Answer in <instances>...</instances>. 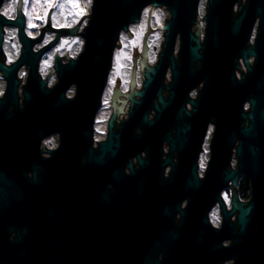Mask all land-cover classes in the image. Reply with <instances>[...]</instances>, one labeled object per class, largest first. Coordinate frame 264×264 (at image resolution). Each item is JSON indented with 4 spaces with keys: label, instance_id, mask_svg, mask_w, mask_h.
Segmentation results:
<instances>
[{
    "label": "flooded vegetation",
    "instance_id": "1",
    "mask_svg": "<svg viewBox=\"0 0 264 264\" xmlns=\"http://www.w3.org/2000/svg\"><path fill=\"white\" fill-rule=\"evenodd\" d=\"M86 3L79 0L80 7ZM210 9L209 0H199L192 12H182L181 21L202 44ZM145 10L155 23L157 43L140 42L137 49L130 48L133 58L124 78L113 73L114 52L94 119L91 148L95 155L108 138L112 116L115 131L129 135L128 126L121 129L130 118V94L141 90L145 81L143 60L150 66H157L160 60L166 39L163 26L172 17L166 5L146 6L138 22L120 30L119 39L123 35L127 39L129 31L142 23ZM78 11L70 0L0 3V182L11 183L6 186L9 194L3 210L0 207V264H87L95 252L101 257L97 263L108 264H264V181L252 182L246 172L236 183L207 177L215 130L212 121L198 152L196 186L189 185L192 181L185 177L181 161L180 183H170L174 182L170 180L171 163L160 175L157 168L151 177L137 156L148 159L146 147H119L99 164L83 152L73 156L72 122L83 121L84 115L83 109L73 114L78 83L71 64L83 53L86 36L82 32L90 17L88 5L86 15L79 16ZM20 15L22 24L15 23ZM208 16L210 20L218 17L220 39L243 42L246 49L256 42L264 44V0H235ZM240 16L237 33L232 34L231 24ZM30 20L37 27L29 28ZM69 24L72 26H57ZM74 27L77 31L71 33L69 29ZM49 36L52 39L45 44ZM63 41L69 43L60 48ZM180 45L181 32L176 37L175 60ZM237 57L235 72L241 78L247 67L244 58ZM250 57L253 63L255 56ZM200 62L198 59L196 64ZM165 71L161 92L168 98L171 65ZM202 86L203 82L191 89L190 97L197 99ZM153 103H158L157 97ZM248 107L246 103L245 109ZM192 108L188 102L187 109ZM155 115L152 107L148 118ZM56 121L67 123L70 148L64 159L58 156L62 131L55 128ZM142 132L141 125L135 127V134ZM162 144L165 159L170 146ZM235 150L236 146L224 166L227 171L237 168ZM173 154L179 164L177 152Z\"/></svg>",
    "mask_w": 264,
    "mask_h": 264
},
{
    "label": "water",
    "instance_id": "2",
    "mask_svg": "<svg viewBox=\"0 0 264 264\" xmlns=\"http://www.w3.org/2000/svg\"><path fill=\"white\" fill-rule=\"evenodd\" d=\"M2 0H0L1 3ZM92 7L86 31V45L78 60L73 61L74 80L78 83V95L73 102V114L83 109V121L74 119V132L71 146L73 156L86 153L96 163H103L109 156L116 154L119 147L148 149V159L139 157L142 168L154 177L153 171L159 168V175L166 164L173 165L170 180L180 183V161L183 164L185 177L192 182L191 186L198 185L196 174L198 152L202 146L209 122L215 123V130L211 142V158L207 169L208 178H217L224 182L233 179L234 182L242 172H246L252 182L264 181V44L254 43L246 49L243 42L220 39L218 26L219 19L210 14L221 10V7L230 5L235 0H209L211 9L207 17V37L202 44L194 36L189 25L181 21L182 12L185 15L192 12L199 0H92ZM152 4L153 7L166 5L171 10V19L164 24L166 39L160 54L157 66H150L145 59V81L141 90L132 92L130 97V118L123 124L121 131L128 126L129 135L116 132L114 118L109 123V134L105 141L100 143L101 151L94 154L92 147L94 119L101 97L107 83L112 66L114 52L119 40L120 30H127L130 23L140 20L143 9ZM0 19H3L0 16ZM242 16L231 24V33H237ZM12 23L11 21H8ZM22 24L20 15L16 22ZM71 33L77 27L69 29ZM179 58L175 60L174 50L176 37L180 36ZM146 40L149 43L148 36ZM116 48V50H115ZM203 49V53L199 49ZM238 55L244 58L247 72L237 78L236 67ZM255 56L253 63L251 57ZM116 58V52L115 57ZM198 59L201 61L196 64ZM82 60L83 69L81 67ZM172 67V80L168 85L170 95L165 98L162 94L165 70ZM203 82L197 99L190 97V91ZM138 96L136 98L135 96ZM158 103L154 105L155 98ZM192 110L187 109V103ZM249 107L245 109V104ZM156 110L155 118H148L151 108ZM55 128L62 131L58 156L64 159L68 152L67 123L54 122ZM141 125L143 132L135 134L136 126ZM175 128V129H174ZM170 146L165 159L162 158V143ZM238 143V144H237ZM237 144V145H236ZM236 146L237 168L231 171L224 166L232 156V149ZM178 154V163L174 154ZM133 165L130 164L129 167ZM178 181V182H177ZM195 181V182H194ZM194 182V183H193ZM9 182H0V207L4 208L7 198ZM180 186V184H179ZM180 193V192H179ZM244 211V210H242ZM101 259L97 252L90 257L87 264H108ZM91 259H94L93 262Z\"/></svg>",
    "mask_w": 264,
    "mask_h": 264
},
{
    "label": "rangeland",
    "instance_id": "3",
    "mask_svg": "<svg viewBox=\"0 0 264 264\" xmlns=\"http://www.w3.org/2000/svg\"><path fill=\"white\" fill-rule=\"evenodd\" d=\"M147 10V9H146ZM146 10L143 12L144 19L142 20V23H137L136 29H133L129 31L127 34V39L125 38V35L121 36L119 39L118 45H117V51L116 52V58H114L115 63V71L113 72L115 77L120 76V78H124L127 76V68L129 65H131V60L133 58L132 50L135 48L137 49L141 43H146V36H148L149 44L152 46L153 44L157 43V35L158 32L154 28V22L151 17H147ZM88 11L91 12V4L88 5ZM90 14V13H89ZM146 15V16H145ZM152 13H150V16ZM160 21H162L160 19ZM143 36V39L139 38L140 36ZM136 36V37H135ZM135 37V38H134ZM130 41L132 44H129L127 41ZM130 48L132 50L130 51ZM147 47L144 48V50ZM131 53V55H130Z\"/></svg>",
    "mask_w": 264,
    "mask_h": 264
},
{
    "label": "snow or ice",
    "instance_id": "4",
    "mask_svg": "<svg viewBox=\"0 0 264 264\" xmlns=\"http://www.w3.org/2000/svg\"><path fill=\"white\" fill-rule=\"evenodd\" d=\"M71 3H73V6L74 7H77L79 9V11L77 12V15L79 16H84L86 15V7L87 5H90L92 3V0H87V3L84 7H80V4H79V0H70ZM24 4L27 5L28 4V0H24ZM51 6V5H50ZM59 7L63 8L64 5L63 4H60ZM13 11L15 9H12ZM8 14V10H5L4 12V15H7ZM147 14V12L145 13ZM39 19H43V17H38ZM77 23H79V21H77ZM84 23H87V21H84ZM59 27H64V26H67V27H71L72 25L69 24V25H57ZM28 27L29 28H34V27H37V25L33 24L31 22V20L29 21L28 23ZM31 34V33H29ZM52 39L51 36H49L47 39L44 40V43L45 44H48L49 41ZM69 42L68 41H63L61 44H60V48H63L66 44H68ZM72 43H77V41H72ZM60 49L58 48L57 51H59ZM45 64H47V60L45 61ZM192 95H195V93H192ZM105 103H107V101H105ZM97 131H99V129H97ZM46 144H50L51 141H45ZM200 167L203 169L205 167V163H204V160L201 159L200 161ZM227 196V194H225V197ZM213 216L215 217V213H213ZM215 223V220L213 221Z\"/></svg>",
    "mask_w": 264,
    "mask_h": 264
}]
</instances>
